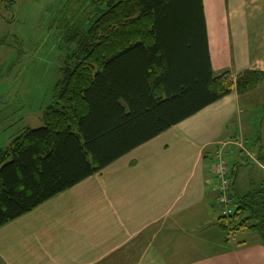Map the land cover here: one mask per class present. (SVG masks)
<instances>
[{
	"label": "crops",
	"instance_id": "crops-1",
	"mask_svg": "<svg viewBox=\"0 0 264 264\" xmlns=\"http://www.w3.org/2000/svg\"><path fill=\"white\" fill-rule=\"evenodd\" d=\"M203 2L214 71H264V0ZM254 92L264 100V83L234 90L1 226L0 264H264L259 235L219 237L214 210L216 151L230 164L235 194L264 184L262 131L245 129L248 117L264 121Z\"/></svg>",
	"mask_w": 264,
	"mask_h": 264
},
{
	"label": "trees",
	"instance_id": "trees-1",
	"mask_svg": "<svg viewBox=\"0 0 264 264\" xmlns=\"http://www.w3.org/2000/svg\"><path fill=\"white\" fill-rule=\"evenodd\" d=\"M72 2L42 125L0 149V227L234 90L264 83L262 70L214 71L203 0ZM13 3L0 0V13ZM232 195L236 210L218 225L256 232L264 245V184Z\"/></svg>",
	"mask_w": 264,
	"mask_h": 264
},
{
	"label": "rangeland",
	"instance_id": "rangeland-1",
	"mask_svg": "<svg viewBox=\"0 0 264 264\" xmlns=\"http://www.w3.org/2000/svg\"><path fill=\"white\" fill-rule=\"evenodd\" d=\"M72 1L74 0H15L11 7L1 9L0 149L7 147L26 127L37 128L42 125L41 115L51 103L54 84L62 76L61 68L65 57L60 48V23L65 9L73 4ZM253 94V106L258 107L256 111L262 110V93ZM260 122V119L248 117L245 129L256 136L260 129L264 139V121L262 125ZM249 131L245 133L248 135ZM214 210L218 221L221 216L220 207L217 206ZM217 230L219 237L221 234L225 240L228 237L231 241H249L253 236L248 231L228 233L219 225ZM223 243L224 241L220 244L216 242L217 245L201 250L203 253L217 251L222 248Z\"/></svg>",
	"mask_w": 264,
	"mask_h": 264
},
{
	"label": "built area",
	"instance_id": "built-area-1",
	"mask_svg": "<svg viewBox=\"0 0 264 264\" xmlns=\"http://www.w3.org/2000/svg\"><path fill=\"white\" fill-rule=\"evenodd\" d=\"M212 171L217 180V202L220 207V213L223 216H230L236 210L235 199L232 195L231 168L220 151L215 153Z\"/></svg>",
	"mask_w": 264,
	"mask_h": 264
}]
</instances>
